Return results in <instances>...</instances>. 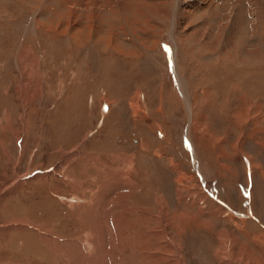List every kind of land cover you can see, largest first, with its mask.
<instances>
[{
	"label": "rangeland",
	"instance_id": "obj_1",
	"mask_svg": "<svg viewBox=\"0 0 264 264\" xmlns=\"http://www.w3.org/2000/svg\"><path fill=\"white\" fill-rule=\"evenodd\" d=\"M165 241L264 264V0H0V264Z\"/></svg>",
	"mask_w": 264,
	"mask_h": 264
},
{
	"label": "bare ground",
	"instance_id": "obj_2",
	"mask_svg": "<svg viewBox=\"0 0 264 264\" xmlns=\"http://www.w3.org/2000/svg\"><path fill=\"white\" fill-rule=\"evenodd\" d=\"M246 54H248V52H246ZM130 163V162H129ZM165 247H163V249L159 248V251L157 253H162L161 255H159V261H162V264H174V259H170V257H172L174 248H173V241L169 242V241H165ZM175 246V244H174ZM175 253V252H174ZM175 255V254H173Z\"/></svg>",
	"mask_w": 264,
	"mask_h": 264
},
{
	"label": "crops",
	"instance_id": "obj_3",
	"mask_svg": "<svg viewBox=\"0 0 264 264\" xmlns=\"http://www.w3.org/2000/svg\"><path fill=\"white\" fill-rule=\"evenodd\" d=\"M225 262H227V261H225Z\"/></svg>",
	"mask_w": 264,
	"mask_h": 264
}]
</instances>
